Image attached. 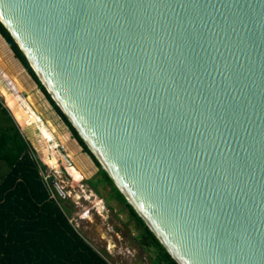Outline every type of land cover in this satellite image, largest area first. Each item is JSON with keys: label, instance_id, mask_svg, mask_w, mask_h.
Returning <instances> with one entry per match:
<instances>
[{"label": "water", "instance_id": "water-1", "mask_svg": "<svg viewBox=\"0 0 264 264\" xmlns=\"http://www.w3.org/2000/svg\"><path fill=\"white\" fill-rule=\"evenodd\" d=\"M0 24L177 264H264V0H0Z\"/></svg>", "mask_w": 264, "mask_h": 264}, {"label": "trees", "instance_id": "trees-1", "mask_svg": "<svg viewBox=\"0 0 264 264\" xmlns=\"http://www.w3.org/2000/svg\"><path fill=\"white\" fill-rule=\"evenodd\" d=\"M0 36L14 57L27 71L48 104L69 130L71 137L96 165L98 179L87 180L93 192L99 193V183L110 187L109 195L129 212L138 232V245L150 253L152 264H177L154 234L148 229L134 208L115 186L109 173L84 146L66 118L50 99L30 68L22 51L7 30L0 24ZM0 264H111L96 252L72 227L50 179L41 171L45 165L25 139L14 119L0 103Z\"/></svg>", "mask_w": 264, "mask_h": 264}, {"label": "rangeland", "instance_id": "rangeland-1", "mask_svg": "<svg viewBox=\"0 0 264 264\" xmlns=\"http://www.w3.org/2000/svg\"><path fill=\"white\" fill-rule=\"evenodd\" d=\"M8 82L17 93L9 90ZM0 103L8 110L20 131L32 140L37 157L45 165L41 174L45 175L47 181L51 177L49 184L57 192L54 196L63 198L61 205L66 208L65 212L74 230L111 264H152L150 253L138 245L134 221L128 210L109 195L110 187L99 183L96 185L99 193H95L88 185V179L99 178L96 174L98 167L71 137L69 130L14 57L2 36ZM41 123L45 134L51 138L42 133ZM67 152L70 154L67 160L70 159L80 171L77 180L71 177L64 165L62 155ZM50 156L57 158V164L50 162ZM5 168V163H0V172L4 173Z\"/></svg>", "mask_w": 264, "mask_h": 264}, {"label": "bare ground", "instance_id": "bare-ground-1", "mask_svg": "<svg viewBox=\"0 0 264 264\" xmlns=\"http://www.w3.org/2000/svg\"><path fill=\"white\" fill-rule=\"evenodd\" d=\"M18 90H19V88H18ZM25 100V99H24ZM30 110V109H29ZM31 111V110H30ZM33 115V114H32ZM31 120H32V117H31ZM36 121V120H35ZM28 123H29V121H28ZM28 126H30L29 124H28ZM40 128L42 129V133L45 135V136H48V137H50L51 138V136H49V135H46L45 134V129H44V127H43V124L41 123V125H40ZM66 156H67V158L68 157H70V154H69V152H67L66 153ZM70 159H66L65 158V156H63V162H64V165L66 166V169L68 170V172L70 173V175H71V177L73 178V179H75V180H77L78 178H80V171L74 166V164H72L70 161H69ZM50 162L51 163H54V164H57V158H54V157H52V156H50ZM60 174V173H59ZM111 245V244H110ZM116 246V245H115ZM112 249V248H111Z\"/></svg>", "mask_w": 264, "mask_h": 264}, {"label": "built area", "instance_id": "built-area-1", "mask_svg": "<svg viewBox=\"0 0 264 264\" xmlns=\"http://www.w3.org/2000/svg\"><path fill=\"white\" fill-rule=\"evenodd\" d=\"M8 85H9V90H10L11 92H13V93H17L16 90H15V87H14L11 83L8 82ZM42 175H43V174H42ZM43 178H44V179H47V178H45V175H43ZM51 197H54V195L51 194Z\"/></svg>", "mask_w": 264, "mask_h": 264}, {"label": "crops", "instance_id": "crops-1", "mask_svg": "<svg viewBox=\"0 0 264 264\" xmlns=\"http://www.w3.org/2000/svg\"><path fill=\"white\" fill-rule=\"evenodd\" d=\"M22 134L24 135L25 139L30 143V145L33 147V149L36 150V148L34 147V144H33L32 140L30 139V137L27 134H25L23 131H22Z\"/></svg>", "mask_w": 264, "mask_h": 264}]
</instances>
